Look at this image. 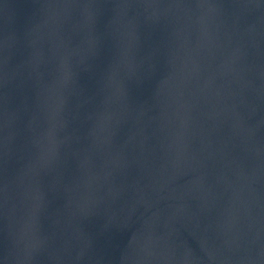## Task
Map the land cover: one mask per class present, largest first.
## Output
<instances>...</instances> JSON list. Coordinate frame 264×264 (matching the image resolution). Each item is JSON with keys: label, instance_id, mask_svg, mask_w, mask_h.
<instances>
[{"label": "water", "instance_id": "water-1", "mask_svg": "<svg viewBox=\"0 0 264 264\" xmlns=\"http://www.w3.org/2000/svg\"><path fill=\"white\" fill-rule=\"evenodd\" d=\"M0 264H264V0H0Z\"/></svg>", "mask_w": 264, "mask_h": 264}]
</instances>
